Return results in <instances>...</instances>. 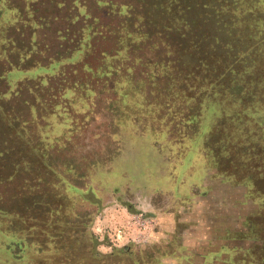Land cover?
<instances>
[{
	"label": "rangeland",
	"instance_id": "1",
	"mask_svg": "<svg viewBox=\"0 0 264 264\" xmlns=\"http://www.w3.org/2000/svg\"><path fill=\"white\" fill-rule=\"evenodd\" d=\"M0 12V218L68 221L97 264H257L264 0H0ZM217 141L235 160H217Z\"/></svg>",
	"mask_w": 264,
	"mask_h": 264
},
{
	"label": "trees",
	"instance_id": "2",
	"mask_svg": "<svg viewBox=\"0 0 264 264\" xmlns=\"http://www.w3.org/2000/svg\"><path fill=\"white\" fill-rule=\"evenodd\" d=\"M262 120L263 119L260 118L259 123L257 122L255 124L256 127H260V122L264 121ZM216 143L214 144L217 160L221 158H233V160H235V154H228V147L221 149L225 156L223 158L221 156V151L219 152V142L217 141ZM252 145V142H247L248 148L246 153H249V155L246 156L247 158L249 157V166H246V173L249 174L248 179L251 182L257 179V171L255 169L257 167L255 164H251V162H255L259 157L258 153L255 155L253 148L250 150ZM210 156L213 157L212 155ZM262 187L264 188V184H262ZM49 211L51 212L50 208ZM3 215L6 216V221L2 217L0 218L1 222H4L3 226L0 225V264H52L54 257L53 253H60L61 251L64 253V256H57L56 254L55 264H60L62 261H64L63 264H97L95 262L97 259H95L94 256L80 250V245L77 244V239L73 238V235H65L63 228L68 226V221L64 223L57 222L56 217L50 216V213L42 218L39 217L40 220L34 218V216L38 215L33 214H31L30 218L25 219V216L22 215V211L18 209L9 212L7 215L3 213ZM0 216L2 215L0 214ZM40 223H42L45 228L41 233H38L36 231L42 229ZM57 247H60L61 250L57 251ZM251 255L253 256L252 261L255 260L257 264H264V240L261 249Z\"/></svg>",
	"mask_w": 264,
	"mask_h": 264
},
{
	"label": "built area",
	"instance_id": "3",
	"mask_svg": "<svg viewBox=\"0 0 264 264\" xmlns=\"http://www.w3.org/2000/svg\"><path fill=\"white\" fill-rule=\"evenodd\" d=\"M126 230L124 228H117L114 230L113 235L115 236V241L118 242L120 240H124L126 238ZM126 241H129V238L125 239Z\"/></svg>",
	"mask_w": 264,
	"mask_h": 264
},
{
	"label": "crops",
	"instance_id": "4",
	"mask_svg": "<svg viewBox=\"0 0 264 264\" xmlns=\"http://www.w3.org/2000/svg\"><path fill=\"white\" fill-rule=\"evenodd\" d=\"M226 245V244H225ZM227 247V246H226Z\"/></svg>",
	"mask_w": 264,
	"mask_h": 264
}]
</instances>
